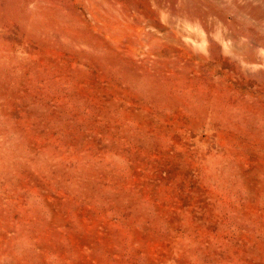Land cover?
Wrapping results in <instances>:
<instances>
[{"label":"rangeland","instance_id":"374dc122","mask_svg":"<svg viewBox=\"0 0 264 264\" xmlns=\"http://www.w3.org/2000/svg\"><path fill=\"white\" fill-rule=\"evenodd\" d=\"M0 264H264V0H0Z\"/></svg>","mask_w":264,"mask_h":264}]
</instances>
